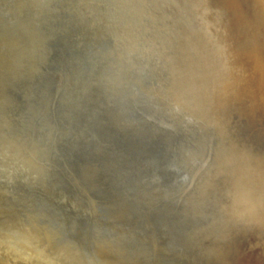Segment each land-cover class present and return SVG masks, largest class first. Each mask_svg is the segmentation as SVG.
I'll list each match as a JSON object with an SVG mask.
<instances>
[{
    "label": "rangeland",
    "instance_id": "1",
    "mask_svg": "<svg viewBox=\"0 0 264 264\" xmlns=\"http://www.w3.org/2000/svg\"><path fill=\"white\" fill-rule=\"evenodd\" d=\"M263 15L264 0H0V116L16 114L13 118L18 119L22 115L28 118L32 132L45 152L46 166L53 178L51 186L44 192H37L34 183L28 181L19 184L17 189L0 184V263L80 264L81 261L83 264H110L108 261H112L111 264H264ZM213 45L215 50L210 48ZM204 47L211 53L209 56L214 57L209 58ZM252 51L256 53L253 56ZM249 54L251 58H248ZM201 56L211 63H206ZM171 57L179 66H193L194 72L185 73V79L189 83L192 81L190 90L188 88L192 97L198 93V86L199 89L209 88L210 92L206 91L209 99L203 98L205 91L200 90L202 97L199 93L193 99L195 102L190 103L198 110L194 114L190 110L192 115L184 107L180 110L170 108V113L166 112L172 104L170 86L173 81H169L172 77L169 72ZM195 59L202 61L201 64ZM223 59L225 65L223 61L220 62ZM197 63L204 65L198 67ZM215 64L218 67L214 68ZM197 67L199 71L203 68L199 74ZM204 67L212 74L204 71ZM217 68L221 70L219 74ZM203 75H206L205 78ZM207 76L213 77L209 79ZM220 77L226 81H223L222 84H226L223 87ZM212 79L219 81L209 83L213 82ZM220 86L222 88L219 89ZM215 87L217 91L213 89ZM199 97L202 100L197 101ZM168 100L171 104L166 102ZM151 105H154V109ZM161 106L165 107L164 110ZM196 106H201V112ZM202 107L206 112L209 107L208 112L203 113ZM134 135L146 139L137 143L132 140L131 136ZM165 138L167 142L163 140ZM180 146H189L192 152V158L183 165L170 162L175 147H178V152L183 151L184 147L180 149ZM12 157L9 148L1 149V162ZM260 168L263 172L259 171ZM240 169L238 174L237 170ZM231 173L237 175L233 186L238 184L241 190L245 187L244 196L251 197L247 199L251 202L249 205H255L251 209L252 214L250 206L245 211L237 212L240 211L238 207L241 202L232 205L235 196L233 186L228 183ZM223 199L226 201L224 209L220 207ZM232 206L237 207L236 210ZM242 212L243 216H240ZM32 225L38 232H43L44 228L47 232L40 234ZM194 225L196 229L202 227L203 232L199 234L202 237L195 234V237H191L192 244H189L186 237L187 234L192 236L190 227ZM47 229L51 237L46 234ZM53 235L56 237L53 238ZM40 237L46 241L42 242ZM48 237L52 239L48 241ZM56 238L63 241L58 240L57 243ZM36 239L42 240V245ZM48 242L49 246L45 247ZM73 249L77 250L78 257ZM69 250L71 252L64 253ZM140 253H144V256ZM56 254L63 258V262ZM67 254L72 255L68 257ZM85 257L86 261L83 259ZM140 258L143 259L140 261ZM89 259L94 260L90 262Z\"/></svg>",
    "mask_w": 264,
    "mask_h": 264
},
{
    "label": "bare ground",
    "instance_id": "2",
    "mask_svg": "<svg viewBox=\"0 0 264 264\" xmlns=\"http://www.w3.org/2000/svg\"><path fill=\"white\" fill-rule=\"evenodd\" d=\"M151 1V0H150ZM177 1V0H176ZM211 1V0H210ZM148 2V1H147ZM146 2V3H147ZM156 2V1H155ZM180 2H181V0H180ZM212 3V2H211ZM218 3V2H217ZM254 3V2H253ZM183 4H181V6H182ZM222 5V4H221ZM214 6V5H213ZM225 6V5H224ZM219 7V6H218ZM53 8V7H52ZM159 8H160V6H159ZM196 8V7H195ZM223 8V7H222ZM128 9V8H127ZM170 9V8H169ZM229 9V8H228ZM234 9H235V7H234ZM253 9V8H252ZM214 10V9H213ZM237 10H239V8L237 9ZM186 11V10H185ZM194 12V11H193ZM231 12V11H230ZM239 13V12H238ZM253 13V12H252ZM196 14V13H195ZM237 14V13H236ZM242 14V13H241ZM233 15V14H232ZM248 15V14H247ZM153 16V15H152ZM246 16V15H245ZM264 16V15H263ZM195 17V16H194ZM199 17V16H198ZM227 17H229V16H227ZM230 18H232V17H230ZM151 19V18H150ZM183 19V18H182ZM226 20H227V18H226ZM230 22V21H229ZM178 23V22H177ZM186 23V22H185ZM241 23V22H240ZM193 24V23H192ZM234 24V23H233ZM224 25H225V22H224ZM262 25V24H261ZM250 26V25H249ZM232 27V26H231ZM264 27V26H263ZM50 28V27H49ZM233 28V27H232ZM237 28V27H236ZM227 29H228V27H227ZM255 29V28H254ZM135 30V29H134ZM138 30V29H137ZM193 30V29H192ZM256 31V30H255ZM33 32V31H32ZM40 33V32H39ZM187 33V32H186ZM46 34V33H45ZM127 34V33H126ZM181 34V33H180ZM194 34V33H193ZM204 34V33H203ZM228 34V33H227ZM230 34V33H229ZM188 35V34H187ZM44 36V35H43ZM125 36V35H124ZM132 36H134V35H132ZM131 36V37H132ZM174 36V35H173ZM184 36V35H183ZM195 36V35H194ZM230 36V35H229ZM232 36V35H231ZM262 36V35H261ZM143 37V36H142ZM191 37V36H190ZM260 37V36H259ZM186 38V37H185ZM231 38V37H230ZM242 38V37H241ZM56 39V38H55ZM143 39V38H142ZM141 39V40H142ZM188 39H190V38H188ZM257 39V38H256ZM140 40V39H139ZM185 40V39H184ZM194 40V39H193ZM192 40V41H193ZM196 40H197V38H196ZM195 40V41H196ZM201 40H203V38L201 39ZM206 40V39H205ZM231 40V39H230ZM250 40V39H249ZM253 40V39H252ZM259 40V39H258ZM122 41V40H121ZM191 41V40H190ZM194 41V42H195ZM233 41V40H232ZM238 41V40H237ZM246 41H248L247 39H246ZM185 42V41H184ZM201 41H199V43H200ZM253 42V41H252ZM131 43V42H130ZM183 43V42H182ZM187 43V42H186ZM206 43H207V41H206ZM209 43V42H208ZM245 43V42H244ZM64 44V43H63ZM127 44V43H126ZM181 44V43H180ZM184 44V43H183ZM193 44V43H192ZM203 44V43H202ZM247 44V43H246ZM245 44V45H246ZM51 45V44H50ZM129 45V44H128ZM137 45V44H136ZM155 45V44H154ZM176 45V44H175ZM178 45V44H177ZM201 45V44H200ZM204 45V44H203ZM207 45V44H206ZM205 45V46H206ZM209 45H212V43L211 44H209ZM261 45V44H260ZM114 46V45H113ZM135 46V45H134ZM148 46V45H147ZM159 46V45H158ZM181 46H182V44H181ZM191 46V45H190ZM202 46V45H201ZM215 45H213V46H210V48L212 47H214ZM227 46V45H226ZM233 46V45H232ZM237 46V45H236ZM142 47V46H141ZM149 47H150V45H149ZM179 47V46H178ZM185 47V46H184ZM187 47V46H186ZM185 47V49H187ZM194 47H196L197 48V46H195L194 45ZM199 47V46H198ZM256 47V46H255ZM138 48H140V46L138 47ZM200 48V47H199ZM214 48H216V47H214ZM213 48V49H214ZM146 49V48H145ZM151 49V48H150ZM185 49H183V50H185ZM189 49V48H188ZM198 49V48H197ZM204 50L206 49L205 47L203 48ZM133 50V49H132ZM135 50V49H134ZM147 50V49H146ZM154 50V49H153ZM160 50V49H159ZM178 50V49H177ZM199 50V49H198ZM202 50V49H201ZM208 50V49H207ZM207 50H205L206 52H208L209 53V51H207ZM212 50V49H211ZM215 50V49H214ZM40 51V50H39ZM143 51V50H142ZM187 51H189V50H187ZM192 51V50H191ZM261 51V50H260ZM124 52V51H123ZM139 52V51H138ZM138 52H136V53H138ZM147 52V51H146ZM172 52V51H171ZM176 52V51H175ZM195 52V51H194ZM198 52V51H197ZM216 52H217V50H216ZM219 52V51H218ZM251 52V51H250ZM258 52V51H257ZM71 53V52H70ZM153 53H154V51H153ZM166 53V52H165ZM177 53V52H176ZM192 53V52H191ZM190 53V54H191ZM199 53V52H198ZM207 53V55L209 56L211 53H209L208 54ZM212 53H214L213 51H212ZM246 53V52H245ZM252 53H253V51H252ZM255 53V52H254ZM254 53L252 54V56L254 55ZM119 54V53H118ZM173 54V53H172ZM181 54V53H180ZM203 54H206V53H203ZM221 54V53H220ZM219 54V55H220ZM234 54V53H233ZM256 54V53H255ZM123 55V54H122ZM126 55V54H125ZM141 54H139V56H140ZM187 55V54H186ZM202 55V54H201ZM215 55H218V54H216L215 53ZM222 55H223V53H222ZM237 55V54H236ZM92 56V55H91ZM142 56H144V55H142ZM164 56V55H163ZM162 56V57H163ZM170 56V55H169ZM183 56V55H182ZM193 56H196V55H193ZM206 56V55H205ZM205 56H203L204 58H205ZM212 56V55H211ZM211 56H209V58L211 57ZM238 56V55H237ZM257 56V55H256ZM261 56V55H260ZM49 57V56H48ZM95 57V56H94ZM134 57V56H133ZM147 57V56H146ZM177 57H179V56H177ZM202 57V56H201ZM202 57V58H203ZM212 57H214V56H212ZM55 58V57H54ZM126 58V57H125ZM183 58V57H182ZM191 58H193V57H191ZM218 58V57H217ZM220 58V57H219ZM248 58H251V55L249 54V56H248ZM253 59H254V57H252ZM48 59V58H47ZM120 59V58H119ZM162 59V58H161ZM187 59V58H186ZM206 59V61L208 60V58H205ZM205 59H201V60H205ZM214 59V58H213ZM213 59H212V61H213ZM221 59V58H220ZM256 59V58H255ZM261 58H259V60H260ZM88 60V59H87ZM97 60V59H96ZM111 60V59H110ZM116 60V59H115ZM135 60V59H134ZM144 60V59H143ZM190 60V59H189ZM196 60V59H195ZM198 60H200V59H198ZM215 60H216V58H215ZM257 60H258V56H257ZM256 60V61H257ZM139 61V60H138ZM147 61V60H146ZM193 61H194V59H193ZM223 61V62H222ZM33 62V61H32ZM43 62V61H42ZM94 62V61H93ZM92 62V63H93ZM117 62V61H116ZM125 62V61H124ZM127 62V61H126ZM143 62V61H142ZM145 62V61H144ZM181 62V61H180ZM179 62V63H180ZM196 62H199L200 64H201V62L200 61H197L196 60ZM210 62V60L209 61H207L206 63H209ZM220 62H222L223 64H224V59L223 60H220ZM219 61H218V63H220ZM260 62V61H259ZM258 62V63H259ZM70 63V62H69ZM132 63V62H131ZM146 63V62H145ZM151 63V62H150ZM149 63V65H151ZM188 63H189V61H188ZM211 63V62H210ZM258 63H257V65H258ZM112 64V63H111ZM122 64H124V63H122ZM170 64H171V66H170V73H171V75H172V77L174 78H170L171 80H169V81H173V84H172V86H170V84H169V86L171 87L170 89H171V94H172V98H171V100H172V104L169 102V100L168 101H166L167 103L169 102L171 105H170V107H169V111H166V112H169L170 113V108H173V109H176V110H180L181 109V107L183 108H185L188 112H190L191 113V111H193V114L195 113V112H198V110L197 109H195V107H193L192 105H190V103L192 104V101H194L193 99H194V97L197 95V96H199L198 94L200 93V90L201 91H205L204 93L206 94V96H204L203 98H207V96H210V95H207V93H206V91H208V92H210L209 91V88L208 89H204V88H201V89H199V87L200 86H198V89L197 90H199L198 91V93L197 92H195V93H197V94H195V96L193 95V97L191 96V93H189L188 91L190 90V88L189 87H191L192 86V81L190 82L191 83V86H189V81L188 80H186L185 78H187V77H185V73H189V72H194V68H193V66L192 65H190V66H192V67H190V68H186L184 65H182L181 66V64H180V66H179V64L175 61V59L173 58V57H171L170 58ZM192 64H194V63H192ZM198 64V63H197ZM197 64H195V66H197ZM200 64H198L199 66L198 67H201L202 65H204L203 63H202V65L200 66ZM221 64V63H220ZM220 64H218L219 66H221ZM252 64V63H251ZM260 64H261V66H262V62H260ZM59 65V64H58ZM61 65V64H60ZM82 65V64H81ZM103 65V64H102ZM125 65V64H124ZM123 65V66H124ZM135 65V64H134ZM206 65V64H205ZM225 65V64H224ZM254 65V64H253ZM57 66V65H56ZM112 66V65H111ZM116 66V65H115ZM119 66H121V64L119 65ZM118 66V67H119ZM151 66H153V65H151ZM155 66V65H154ZM194 66V67H195ZM211 66V65H210ZM214 66V65H213ZM264 66V65H263ZM80 67V66H79ZM93 67V66H92ZM98 67V66H97ZM169 67V66H168ZM197 67V73L198 72H201V70L203 69V68H200L201 70L199 71V68ZM203 67V66H202ZM206 67H208V64H207V66ZM215 67H218V66H216V64H215V66H214V68ZM222 67V66H221ZM152 68H154V67H152ZM214 68H212V69H214ZM225 68V67H224ZM255 68H257V66L255 67ZM259 68H260V66H259ZM109 69H111V68H109ZM169 69V68H168ZM219 68H217V73L219 74V72L221 71L220 69L218 70ZM222 69H223V67H222ZM262 69V68H261ZM83 70V69H82ZM139 70V69H138ZM141 70V69H140ZM260 70V69H259ZM116 71V70H115ZM131 71V70H130ZM147 71V70H146ZM204 71H207L206 69H205V67H204ZM213 71V70H212ZM216 71V70H215ZM219 71V72H218ZM222 71H224V70H222ZM226 71V70H225ZM261 71V70H260ZM120 72H121V70H120ZM123 72V71H122ZM129 72V71H128ZM142 72V71H141ZM196 72V71H195ZM207 72H209V71H207ZM211 72V71H210ZM208 73V74H212V72L211 73ZM138 73V72H137ZM148 73V72H147ZM159 73V72H158ZM203 73H205V72H203ZM224 73H226V72H224ZM229 73V72H228ZM184 74V75H183ZM199 74V73H198ZM198 74H196L197 76H198ZM205 74H207V73H205ZM221 74V73H220ZM76 75V74H75ZM140 75V74H139ZM146 75V74H145ZM170 75V74H169ZM192 75V74H191ZM194 75H195V73H194ZM213 75H214V73H213ZM221 75H223V74H221ZM220 75V76H221ZM262 75V74H261ZM122 76V75H121ZM187 76V75H186ZM200 76H202V74L200 73ZM204 76V75H203ZM206 76V75H205ZM205 76H204V78H205ZM260 76V75H259ZM263 76V75H262ZM81 77V76H80ZM113 77H115L114 75H113ZM146 77H147V75H146ZM162 77H163V75H162ZM208 78L210 77V76H207ZM213 76H211L210 78H212ZM216 77H217V74H216ZM218 77H219V75H218ZM261 77V76H260ZM9 78V77H8ZM121 78V77H120ZM143 78V77H142ZM208 78H206L207 80H208ZM209 78V79H210ZM215 78V77H214ZM259 78V77H258ZM95 79V78H94ZM193 79V78H192ZM194 79L196 80V82H199V81H197V80H199V79H197V78H195L194 77ZM205 79V80H206ZM221 79H222V77H220V81H221ZM223 79H225L224 77H223ZM222 79V81H221V84L223 83V80ZM227 79V78H226ZM6 80V79H5ZM141 80V79H140ZM206 80V81H207ZM216 80V79H215ZM229 80V79H228ZM227 80V81H228ZM235 80V79H234ZM7 81H8V79H7ZM6 81V82H7ZM168 81V82H169ZM201 81V80H200ZM211 81H213V82H209V83H215V82H218L219 81V79H217V81H214V79H212ZM4 82V81H3ZM126 82V81H125ZM156 82V81H155ZM193 82H195V81H193ZM224 82H226V81H224ZM9 83H11V81L9 82ZM154 83V82H153ZM208 83V82H207ZM207 83H204V84H207ZM231 83V82H230ZM5 84V83H4ZM7 84V83H6ZM12 84V83H11ZM135 84V83H134ZM141 84V83H140ZM144 84V83H143ZM201 84V83H200ZM202 84H203V82H202ZM201 84V85H202ZM219 84H220V82H219ZM219 84H217V86L219 85ZM225 84V83H224ZM224 84H222V87H223V85ZM233 84H234V82H233ZM149 85V84H148ZM160 85V84H159ZM159 85H157L158 86V88H159ZM194 86H195V84H193ZM196 85H197V83H196ZM226 85V84H225ZM115 86V85H114ZM134 86V85H133ZM169 86H168V88H169ZM203 86V85H202ZM205 86H207L208 87V85H205ZM211 86V85H210ZM209 86V87H210ZM214 86H216V85H214ZM216 86V87H217ZM235 86V85H234ZM8 87V86H7ZM111 87H113V86H111ZM136 87V86H135ZM204 87V86H203ZM213 87V86H212ZM216 87L215 88H213V89H216ZM221 86L219 87V89L220 88H222ZM142 88H143V86H142ZM188 88H189V90H188ZM218 88V87H217ZM227 88L229 89V87L227 86ZM226 88V89H227ZM231 88V87H230ZM12 89H13V86H12ZM145 89H146V87H145ZM166 89V87H164V89H162V91L163 90H165ZM169 89V90H170ZM195 89H196V86H195ZM212 89V88H211ZM7 90V89H6ZM192 90H193V88H192ZM218 89H216L215 91H217ZM223 90H224V88H223ZM243 90V89H242ZM10 91V90H9ZM14 91H15V88H14ZM96 91V90H95ZM117 91V90H116ZM159 91V90H158ZM167 91V90H166ZM213 91V90H212ZM222 91V90H221ZM229 91V90H228ZM13 92V91H12ZM17 92V91H16ZM165 91H163V93H164ZM218 92H220V91H218ZM217 92V93H218ZM241 92V91H240ZM24 93V92H23ZM141 93V92H140ZM155 93H157V92H155ZM193 93H194V90H193ZM204 93H203V95H204ZM212 93V92H211ZM222 93V92H221ZM9 94V93H8ZM17 94V93H16ZM21 94H22V92H21ZM26 94H28V92L26 93ZM71 94V93H70ZM77 94V93H76ZM75 94V95H76ZM125 94V93H124ZM150 94V93H149ZM154 94V93H153ZM160 94V93H159ZM166 95H167V93H165ZM201 94V96L200 97H202V93H200ZM215 94V93H214ZM219 94V93H218ZM231 94V93H230ZM229 94V95H230ZM7 95V94H6ZM17 95H20V94H17ZM139 95V94H138ZM141 95V94H140ZM156 95V94H155ZM224 95V94H223ZM226 95H228V94H226ZM30 96V95H29ZM86 96V95H85ZM145 96V95H144ZM161 96V95H160ZM167 96H170L171 97V95H167ZM215 96V95H214ZM217 96V95H216ZM215 96V97H216ZM235 96V95H234ZM13 97V96H12ZM19 97V96H18ZM22 97V96H21ZM20 97V98H21ZM28 97V96H27ZM64 97V96H63ZM76 97V96H75ZM154 97V96H153ZM152 97V98H153ZM158 97V96H157ZM156 97V98H157ZM199 97V99H197V101L198 100H200L201 98ZM24 98H26L25 97V95H24ZM23 98V99H24ZM62 98V97H61ZM145 98V97H144ZM149 98V97H148ZM151 98V99H152ZM155 98V97H154ZM161 98V97H160ZM169 98V97H168ZM197 98V97H196ZM205 98V99H206ZM210 97H208L207 99H209ZM212 98V97H211ZM225 98H226V96H225ZM9 99V98H8ZM22 99V100H23ZM32 99V98H31ZM165 99H167L166 97H165ZM206 99V100H207ZM213 99V98H212ZM27 100V99H26ZM116 100V99H115ZM122 100V99H121ZM138 100H140V99H138ZM196 100V99H195ZM202 100V99H201ZM237 100V99H236ZM9 101V100H8ZM19 101H21V99L19 100ZM19 101H15V102H18L19 103ZM24 101H25V99H24ZM24 101H22V102H24ZM59 101V100H58ZM145 101H146V99H145ZM213 101V100H212ZM10 102H11V100H10ZM33 103H34V100L32 101ZM60 102V101H59ZM164 102V101H163ZM195 102V101H194ZM200 102V101H199ZM202 102V101H201ZM200 102V103H201ZM206 102V101H205ZM215 102V101H214ZM246 102V101H245ZM3 103V102H2ZM14 103V102H13ZM17 103V104H18ZM27 103H29V102H27ZM58 103V102H57ZM102 103V102H101ZM110 103V102H109ZM109 103H107V104H109ZM155 103H157V102H155ZM154 103V104H155ZM165 103V102H164ZM216 103V102H215ZM24 103H22L21 105H23ZM30 104H31V102H30ZM29 104V105H30ZM99 104V103H98ZM127 104V103H126ZM135 104V103H134ZM139 104V103H138ZM158 104V103H157ZM199 103H197V105H198ZM203 104V103H202ZM206 104H207V102H206ZM26 105V104H25ZM28 105V104H27ZM26 105V106H27ZM137 105V104H136ZM162 105V104H161ZM194 106H195V104H193ZM208 105H210V103L208 104ZM225 105V104H224ZM10 106H12V105H10ZM14 106V105H13ZM16 106V105H15ZM14 106V107H15ZM18 107H19V105H17ZM35 106V105H34ZM33 106V107H34ZM91 106V105H90ZM139 106V105H138ZM154 106V105H153ZM153 106L151 105V107H152V109H154L153 108ZM163 106V105H162ZM161 106V107H162ZM165 106V105H164ZM215 106V105H214ZM213 106V107H214ZM21 108H22V106H20ZM33 107H32V109H33ZM84 107V106H83ZM102 107V106H101ZM121 107V106H120ZM158 107V106H157ZM167 107V106H166ZM196 107H198V106H196ZM199 107H201V106H199ZM198 107V108H199ZM212 107V106H211ZM2 108V107H1ZM30 108V107H29ZM136 108V107H135ZM159 108V107H158ZM165 108V107H164ZM164 108L162 107V109L164 110ZM183 108V109H184ZM190 108V109H189ZM204 107H202V109H203ZM209 108V107H208ZM207 108V112H208V109ZM230 108V107H229ZM19 109V108H18ZM110 109V108H109ZM167 109V108H166ZM6 110V109H5ZM14 110H16V109H14ZM29 110V109H28ZM117 110V109H116ZM163 110H162V112H163ZM191 110V111H190ZM199 110H200V108H199ZM206 110V109H205ZM217 110V109H216ZM239 110V109H238ZM24 110H21L20 112H23ZM33 111V110H32ZM71 111V110H70ZM152 111V110H151ZM159 111V110H158ZM186 111V112H187ZM218 111V110H217ZM6 112V111H5ZM7 112H8V110H7ZM142 112V111H141ZM173 112V111H172ZM171 112V113H172ZM184 112V111H183ZM185 112V113H186ZM200 112H201V110H200ZM203 113L204 112H206V111H204V109H203V111H202ZM206 112V113H207ZM17 113V112H16ZM30 113V112H29ZM28 113V114H29ZM189 113V114H190ZM217 113V112H216ZM220 113V112H219ZM218 113V114H219ZM241 113V112H240ZM19 114V113H18ZM89 114V113H88ZM155 114V113H154ZM164 114V113H163ZM181 114V113H180ZM201 114V113H200ZM217 114V115H218ZM227 114V113H226ZM16 115V114H15ZM14 115V116H15ZM20 115V114H19ZM25 115V114H24ZM27 115V114H26ZM32 115H34V114H32ZM36 115V114H35ZM172 115V114H171ZM177 115V114H176ZM191 115H192V113H191ZM197 115H198V113H197ZM221 115V114H220ZM254 115V114H253ZM14 116H12V114H9V115H1L0 116V153H1V149L3 148V147H7V148H9L10 150H11V153H12V158H8V159H4V160H2V162L0 161V184H2V183H4V184H8L9 186H11V188H18L19 187V184H21L22 182L23 183H25V182H33L34 184V186L36 187L35 188V190H38L37 192H44V191H47L46 189H48L50 186H51V179H53V178H51V175H50V172L48 171V169H47V166H46V155H45V152L41 149V147H40V144H39V141L36 139V137H35V133L34 132H32V127H31V124H30V121L28 120V118H24V117H22L21 116V118H13ZM28 116V115H27ZM70 116V115H69ZM105 116V115H104ZM111 116V115H110ZM173 116V115H172ZM182 116V115H181ZM201 116V115H200ZM205 116V115H204ZM207 116V115H206ZM257 116V115H256ZM26 117V116H25ZM34 117V116H33ZM37 117V116H36ZM151 117V116H150ZM159 117V116H158ZM189 117V116H188ZM191 117V116H190ZM195 117V116H194ZM197 118L199 117V116H196ZM217 117V116H216ZM219 117V116H218ZM232 117V116H231ZM13 118V119H12ZM38 118V117H37ZM184 118V117H183ZM203 118V117H202ZM227 118V117H226ZM89 119V118H88ZM100 119V118H99ZM145 119V118H144ZM191 119V118H190ZM220 119V118H219ZM235 119V118H234ZM33 120V119H32ZM127 120V119H126ZM143 120V119H142ZM173 120V119H172ZM179 120V119H178ZM200 120V119H199ZM202 120V119H201ZM218 120V119H217ZM35 121H36V119H35ZM111 121V120H110ZM161 121V120H160ZM206 121H208V120H206ZM213 121V120H212ZM219 121V120H218ZM235 121V120H234ZM38 122H39V120H38ZM112 122V121H111ZM128 122V121H127ZM161 122H163V121H161ZM244 122V121H243ZM40 123V122H39ZM107 123V122H106ZM154 123V122H153ZM175 123V122H174ZM258 123V122H257ZM130 124V123H129ZM202 124V123H201ZM242 124V123H241ZM35 125V124H34ZM151 125V124H150ZM200 125V124H199ZM235 125V124H234ZM234 125H233V127H234ZM249 125V124H248ZM259 125V124H258ZM138 126V125H137ZM215 126V125H214ZM34 127V126H33ZM36 127H37V125H36ZM40 127V126H39ZM38 127V128H39ZM211 127V126H210ZM217 127V126H216ZM219 127V126H218ZM232 127V126H231ZM124 128V127H123ZM149 128H151V127H149ZM207 128V127H206ZM236 128V127H235ZM38 130V129H37ZM131 130H132V128H131ZM205 130V129H204ZM210 131V130H209ZM223 131V130H222ZM225 131V130H224ZM153 132V131H152ZM170 132V131H169ZM217 132V131H216ZM226 132V131H225ZM195 133V132H194ZM239 133V132H238ZM244 133V132H243ZM127 134H128V132H127ZM187 134V133H186ZM196 134H198V133H196ZM212 134V133H211ZM226 134V133H225ZM151 135V134H150ZM233 135V134H232ZM128 136H129V134H128ZM202 136V135H201ZM258 136H259V134H258ZM132 137V140L133 141H135V142H143L144 140L143 139H146L145 137H143V136H136V135H134V136H131ZM148 137L149 136H147V139H148ZM152 137V136H151ZM154 137V136H153ZM152 137V138H153ZM157 137V136H156ZM155 137V138H156ZM163 137H165V136H163ZM188 137V136H187ZM205 137V136H204ZM228 137V136H227ZM230 137V136H229ZM235 137V136H234ZM38 138V137H37ZM128 138V137H127ZM202 138V137H201ZM223 138V137H222ZM247 138V137H246ZM151 139V138H150ZM157 139V138H156ZM227 139V138H226ZM230 139H231V137H230ZM229 139V140H230ZM131 140V139H130ZM161 140V139H160ZM163 140H165L166 142H167V140H166V138L165 139H163ZM192 140V139H191ZM223 140V139H222ZM233 140V139H232ZM236 140V139H235ZM150 141V140H149ZM152 141V140H151ZM154 141V140H153ZM152 141V142H153ZM190 142V141H189ZM237 142V141H236ZM134 143V142H133ZM160 143H163V142H160ZM165 143V142H164ZM163 143V144H164ZM196 143V142H195ZM222 142H220V145H222L221 144ZM231 143V142H230ZM230 143H229V145H230ZM234 143V142H233ZM232 143V144H233ZM158 144V143H157ZM162 144V145H163ZM166 145V144H165ZM184 145V144H183ZM185 145H187L186 143H185ZM193 145V144H192ZM219 145V144H218ZM234 145V144H233ZM256 145V144H255ZM246 146V145H245ZM179 147V146H178ZM178 147H175L176 149H175V151H172V154L173 155H171V159H170V162H173V163H175V164H185L186 162H188V159H190V158H192L191 157V150H190V147L188 146H185V147H187L186 149L187 150H185L184 151V149H185V147L184 146H180V149H181V147L183 148L184 147V149H183V151H180V152H178L177 151V148ZM203 147V146H202ZM201 147V148H202ZM238 147V146H237ZM243 147H244V145H243ZM66 148V147H65ZM165 148V147H164ZM173 148H174V146H173ZM192 148V147H191ZM240 148V147H239ZM67 149V148H66ZM195 149V148H194ZM233 149H235V148H233ZM216 150V149H215ZM242 150V149H241ZM250 150V149H249ZM249 150H247V151H249ZM72 151V150H71ZM85 151V150H84ZM162 151V150H161ZM195 151V150H194ZM193 151V152H194ZM235 151H236V149H235ZM238 151V150H237ZM252 151V150H251ZM86 152V151H85ZM165 152V151H164ZM183 152V153H182ZM107 153V152H106ZM235 153V152H234ZM247 153V152H246ZM248 153H250V152H248ZM252 154H254L253 152H251ZM166 154V153H165ZM167 154H169V153H167ZM233 154V153H232ZM252 154H250V155H252ZM258 154V153H257ZM76 155V154H75ZM209 155V154H208ZM226 155V154H225ZM249 155V156H250ZM241 156V155H240ZM244 156H245V154H244ZM254 156V155H253ZM6 157H7V155H6ZM5 156H4V158H6ZM224 157V156H223ZM222 157V158H223ZM229 157V156H228ZM235 157V156H234ZM248 157V156H247ZM252 157V156H251ZM85 158V157H84ZM170 158V157H169ZM221 158V157H220ZM232 158V157H231ZM240 158V157H239ZM161 159V158H160ZM210 159V158H209ZM243 159H244V157H243ZM242 159V160H243ZM250 159V158H249ZM248 159V160H249ZM162 160H163V158H162ZM201 160V159H200ZM208 160V159H207ZM227 159H225V161H226ZM229 160V159H228ZM234 160H235V158H234ZM240 160V159H239ZM255 160V159H254ZM264 160V159H263ZM225 161H223V162H225ZM249 161H251V160H249ZM4 162V163H3ZM85 162V161H84ZM223 162H222V164H223ZM227 162V161H226ZM256 162V161H255ZM254 162V163H255ZM17 163V164H16ZM103 163V162H102ZM191 164H192V161L190 162ZM218 163H221L220 161L218 162ZM233 163V162H232ZM241 163V162H240ZM239 163V164H240ZM94 164V163H93ZM231 164V163H230ZM242 164V163H241ZM89 165V164H88ZM95 165V164H94ZM116 165V164H115ZM217 165V164H216ZM229 165V164H228ZM247 165V164H246ZM250 165V164H249ZM252 165H254L255 167H256V165L255 164H253L252 163ZM193 166H195V164L193 165ZM218 166H220V167H222L220 164L218 165ZM227 166V165H226ZM237 166V165H236ZM241 166V165H240ZM242 166H244L245 167V165H242ZM254 166H251L250 168H252V167H254ZM259 166H260V163H259ZM83 167V166H82ZM180 167V166H179ZM223 167H225V166H223ZM244 167H241V168H244ZM66 168V167H65ZM80 168V167H79ZM181 168V167H180ZM212 168V167H211ZM237 168V167H236ZM240 167H238V169H239ZM259 168V167H258ZM264 168V167H263ZM63 169V168H62ZM87 169V168H86ZM106 169V168H105ZM116 169V168H115ZM171 169V168H170ZM213 169V168H212ZM232 169V168H231ZM244 169H246V168H244ZM253 169V168H252ZM252 169H250V170H252ZM255 169V168H254ZM253 169V170H254ZM262 168H260L259 169V171L261 170ZM67 170V169H66ZM72 170V169H71ZM77 170V169H76ZM96 170V169H95ZM183 170H185V169H183ZM198 170V169H197ZM210 170V169H209ZM218 170H221L220 168L218 169ZM249 170V171H250ZM256 170H257V168H256ZM75 171V170H74ZM93 171V170H92ZM225 171V170H224ZM238 171H241V169L240 170H237V173H238ZM242 171H243V169H242ZM245 171V170H244ZM248 171V170H247ZM246 171V172H247ZM262 171V170H261ZM263 171H264V169H263ZM262 171V172H263ZM85 172V171H84ZM214 172V171H213ZM234 172H235V170H234ZM252 172V171H251ZM257 172H258V170H257ZM256 172V173H257ZM197 173V172H196ZM223 173V172H222ZM226 174L227 173H230V171L229 172H225ZM243 173H245V172H243ZM260 173V172H259ZM100 174V173H99ZM190 174H192V173H190ZM194 174V173H193ZM220 174V173H219ZM239 174V173H238ZM254 174V173H253ZM216 175H218V174H216ZM230 175V174H229ZM241 175H242V173H241ZM249 175V174H248ZM94 176V175H93ZM210 176V175H209ZM218 176H221V175H218ZM223 176V175H222ZM237 176V175H236ZM236 176H235V174H232L231 173V175L230 176H228V180H229V184H231V186H233V183H234V181L236 182ZM250 176V175H249ZM240 177V176H239ZM251 177V176H250ZM259 177H260V175H259ZM264 177V176H263ZM83 178H84V176H83ZM98 178V177H97ZM117 178V177H116ZM225 178V177H224ZM245 178H247V177H245ZM244 178V179H245ZM71 179V178H70ZM76 179V178H75ZM91 179V178H90ZM241 179V178H240ZM250 179V178H249ZM252 179V178H251ZM256 179H257V177H256ZM152 180V179H151ZM225 180H226V178H225ZM237 180H239V179H237ZM241 180H243V179H241ZM261 180H263V179H261ZM149 181V180H148ZM207 181V180H206ZM249 181V180H248ZM253 181V180H252ZM53 182V181H52ZM87 182H88V180H87ZM200 182V181H199ZM216 182V181H215ZM225 182V181H224ZM238 182V181H237ZM240 182H243V181H240ZM239 182V183H240ZM256 182V181H255ZM262 182V181H261ZM264 182V181H263ZM210 183V182H209ZM219 183V182H218ZM227 183V184H228ZM254 183V182H253ZM85 184V183H84ZM217 184V183H216ZM240 184H242V183H240ZM249 184H250V182H249ZM206 185V184H205ZM212 185H214V184H212ZM225 185V184H224ZM238 184H236V186H233V187H231V188H233L232 190H233V193H234V195L233 196H235V201L232 203V205H235V203L236 202H241V204H239V205H241L240 207H238L237 206V204H236V206L238 207V208H240V211H237V212H241V210H243V211H245L246 209H248V207L250 206V210L251 209H253L252 207H255V205L254 206H252V205H249L251 202H249V198H251V197H245L244 195V193H245V187H243L244 189H242V190H244V192L241 190V187L239 188L238 186H237ZM243 185V184H242ZM251 185V184H250ZM249 185V186H250ZM98 186V185H97ZM157 186V185H156ZM222 186V185H221ZM254 186V185H253ZM260 186V185H259ZM94 187V186H93ZM206 187H207V185H206ZM211 187V186H210ZM255 187V186H254ZM204 188V187H203ZM229 188V187H228ZM234 188H236V190H234ZM238 188H239V190H238ZM259 188V187H258ZM13 189V190H14ZM148 189V188H147ZM246 189H248V188H246ZM256 189V188H255ZM241 190V191H240ZM258 190V189H257ZM150 191V190H149ZM249 191H251L250 189H249ZM249 191H247V194H249L248 192ZM161 192V191H160ZM226 192H227V189H226ZM228 192H230V190L228 191ZM252 192V191H251ZM263 192V191H262ZM195 193V192H194ZM225 193V192H224ZM231 193V192H230ZM233 193H231V194H233ZM253 193V192H252ZM255 193V192H254ZM101 194V193H100ZM134 194V193H133ZM145 194V193H144ZM139 195V194H138ZM222 195V194H221ZM250 196H251V194H249ZM253 195V194H252ZM104 196V195H103ZM152 196V195H151ZM202 196V195H201ZM216 196V195H215ZM225 196V195H224ZM227 196V195H226ZM259 196V195H258ZM199 197V196H198ZM212 197V196H211ZM228 197H230V195L229 196H227V198ZM244 197V198H243ZM255 197V196H254ZM254 197H252V198H254ZM110 198V197H109ZM174 198V197H173ZM237 198V199H236ZM131 199V198H130ZM158 199V198H157ZM207 199V198H206ZM225 199V198H224ZM223 199V200H224ZM234 199V197H232V200ZM219 199H217V201H218ZM24 201V200H23ZM41 201V200H40ZM108 201V200H107ZM118 201V200H117ZM207 201V200H206ZM230 200H228L227 202H229ZM252 201H253V199H252ZM255 201V200H254ZM253 201V202H254ZM259 201V200H258ZM25 202V201H24ZM259 202H261V201H259ZM41 203V202H40ZM207 203V202H206ZM216 203H218V202H216ZM220 203H221V201H220ZM20 204H21V202H20ZM119 204V203H118ZM203 204V203H202ZM215 204V203H214ZM219 204V203H218ZM222 204V203H221ZM223 204H224V206H223ZM222 205H220V207L222 206L223 207V209L224 208H226L225 207V205H226V201L224 200V203H223ZM264 204V203H263ZM26 205V204H25ZM228 205V204H227ZM230 205V204H229ZM129 206V205H128ZM217 206V205H216ZM132 207V206H131ZM219 207V208H220ZM236 207V208H237ZM259 207V206H258ZM124 208V207H123ZM230 208H231V206H230ZM232 208H234V210H236V208L235 207H233L232 206ZM245 208V209H244ZM181 209V208H180ZM198 209V208H197ZM229 209V208H228ZM254 209H256V211L258 210L257 208H254ZM123 210V209H122ZM126 210V209H125ZM177 210V209H176ZM210 210V209H209ZM233 210V211H234ZM239 210V209H238ZM261 210V209H260ZM263 210V209H262ZM215 211V210H214ZM218 211H220V210H218ZM230 210H228V212H229ZM231 212H232V210H231ZM181 213V212H180ZM200 213V212H199ZM223 213V212H222ZM225 214H226V212H224ZM254 213L255 212H253V215H254ZM256 213H258V212H256ZM198 214V213H197ZM207 214V213H206ZM235 214H237L236 212H235ZM239 214V213H238ZM237 214V215H238ZM243 214V212L240 214V216H243L242 215ZM246 214H248V213H246ZM251 214H252V210H251ZM261 213L259 212V215H260ZM262 214H263V212H262ZM188 215V214H187ZM228 215H229V213H228ZM233 215V214H232ZM11 216V215H10ZM145 216H147V215H145ZM175 216V215H174ZM254 216H256V215H254ZM254 216H253V218H254ZM13 217V216H12ZM203 217L204 216H202V219H203ZM211 217V216H210ZM221 217V216H220ZM227 217V216H226ZM234 217V216H233ZM250 217H252V216H250ZM259 217V216H258ZM263 217V216H262ZM198 218V217H197ZM196 218V219H197ZM212 218H213V215H212ZM260 219H261V216L259 217ZM258 218V219H259ZM24 219V218H23ZM175 219V218H174ZM177 219V218H176ZM183 219V218H182ZM242 219V218H241ZM71 220V219H70ZM186 220V219H185ZM210 221H211V218L209 219ZM222 220V219H221ZM226 220V219H225ZM225 220H223L224 222H225ZM250 220V219H249ZM262 220H263V218H262ZM15 221H17V220H15ZM24 221V220H23ZM22 221V222H23ZM172 221H173V219H172ZM183 221V220H182ZM187 221V220H186ZM186 221H184V222H186ZM214 221V220H213ZM239 221V220H238ZM245 221V220H244ZM25 222V221H24ZM174 222V221H173ZM202 222V221H201ZM248 222V221H247ZM4 223H6V222H4ZM19 223V222H18ZM192 223V222H191ZM203 223V222H202ZM226 223V222H225ZM231 223V222H230ZM2 224V223H1ZM7 224V223H6ZM17 224V223H16ZM15 224V225H16ZM27 224H29V222L27 223ZM190 224V223H189ZM192 224H196V223H192ZM224 224V223H223ZM8 225V224H7ZM12 225H14V224H12ZM20 225H21V221H20ZM19 225V226H20ZM23 225V224H22ZM182 225H183V223H182ZM184 225H186V224H184ZM191 225V224H190ZM204 225V224H203ZM206 225V224H205ZM227 225V224H226ZM25 226V225H24ZM28 226V225H27ZM29 226H30V224H29ZM29 226H28V229H29ZM35 225H32L31 227L33 228ZM37 226V225H36ZM231 226V225H230ZM3 227V226H2ZM20 227H22V226H20ZM26 227V226H25ZM193 227V228H192ZM192 227H190V229H192V236H191V234H187V237H186V241H187V243H191L192 244V239H191V237H195V234H197V235H199V234H202V232H203V230L201 229L202 227H200V229H199V227L196 229V226L194 225V226H192ZM213 227H214V225H213ZM220 227V226H219ZM243 227V226H242ZM7 228V227H6ZM34 228H36V227H34ZM40 228V227H39ZM207 228V227H206ZM210 228V227H209ZM4 229V228H3ZM45 229V228H44ZM44 229H43V232H47V231H44ZM184 229V228H183ZM245 229V228H244ZM259 229V228H258ZM1 230V229H0ZM7 230V229H6ZM30 230H33V229H30ZM39 230V229H38ZM40 230H41V228H40ZM48 230V229H47ZM176 230V229H175ZM200 230V231H199ZM33 231H35V230H33ZM36 231H37V228H36ZM35 231V232H36ZM190 231V230H189ZM205 231V230H204ZM216 231V230H215ZM220 231H221V229H220ZM258 231V230H257ZM3 232H4V230H3ZM7 232V231H6ZM9 232V231H8ZM26 232H27V230H26ZM38 232V231H37ZM43 232H38V233H43ZM101 232V231H100ZM218 232V231H217ZM29 233V232H28ZM38 233H36L35 235H37ZM49 233H50V231L48 230V233H46V234H48L49 235ZM186 233V232H185ZM214 233V232H213ZM223 233V232H222ZM9 234V233H8ZM15 234V233H14ZM22 234V233H21ZM39 234V235H40ZM51 234V233H50ZM54 234V233H53ZM82 234V233H81ZM194 234V235H193ZM210 234V233H209ZM208 234V235H209ZM221 234V233H220ZM237 234V233H236ZM30 235V234H29ZM39 235H38V237H39ZM42 235H45V234H42ZM41 235V236H42ZM52 235V234H51ZM51 235H49V237H51ZM54 235H56V234H54ZM54 235H53V238H55L54 237ZM216 235V234H215ZM222 235V234H221ZM248 235V234H247ZM9 236V235H8ZM11 236V235H10ZM26 236V235H25ZM30 236H32V235H30ZM46 236V235H45ZM84 236V235H83ZM119 236V235H118ZM200 236V238L202 237V235H199ZM205 236V235H204ZM34 237V239H35V236H33ZM43 237V236H42ZM48 237V241L50 240V239H52V238H49ZM198 236H196V238H197ZM206 237V236H205ZM13 238H14V236H13ZM22 238V237H21ZM36 238H37V236H36ZM41 238V237H40ZM45 238V237H44ZM196 238H194V239H196ZM241 238V237H240ZM16 239V238H15ZM42 240H37V241H39V243H41V245H42V242H44V241H46V240H44L43 238H41ZM45 239H47V237L45 238ZM57 239V238H56ZM113 239V238H112ZM124 239V238H123ZM193 239V240H194ZM199 239V238H198ZM242 239V238H241ZM248 239H249V237H248ZM19 240V239H18ZM22 240V239H21ZM27 240V239H26ZM58 240H61V238L59 239H57V243H58ZM94 240V239H93ZM118 240V239H117ZM125 240V239H124ZM24 241V240H23ZM42 241V242H41ZM63 241V239L61 240V242ZM88 241H92V240H88ZM197 241V240H196ZM199 241V240H198ZM197 241V242H198ZM217 241V240H216ZM262 241V240H261ZM21 242V241H20ZM29 242V241H28ZM50 242H53V241H50ZM64 242H66L65 240H64ZM63 242V243H64ZM94 242V241H93ZM97 242V241H96ZM109 242V241H108ZM177 242V241H176ZM200 242H201V240H200ZM130 243V242H129ZM234 243V242H233ZM30 244V243H29ZM38 244V242L35 244V245H37ZM49 242L46 244L47 246H45V247H48L49 245ZM51 244V243H50ZM53 245H54V242L52 243ZM51 244V245H52ZM56 244V243H55ZM100 244V243H99ZM196 244H198V243H196ZM200 244V243H199ZM237 244V243H236ZM31 245V244H30ZM50 245V247H52ZM97 245V244H96ZM102 245V244H101ZM109 245V244H108ZM207 245V244H206ZM216 245V244H215ZM264 245V244H263ZM31 246H33V245H31ZM58 246V245H57ZM59 246H61V245H59ZM59 246H58V248H59ZM70 246H72L71 244H70ZM69 246V247H70ZM136 246V245H135ZM188 246V245H187ZM235 246V245H234ZM251 246V245H250ZM35 247V246H34ZM65 247V246H64ZM94 247V246H93ZM39 248V247H38ZM61 249H64V248H62V246L60 247ZM66 248H67V246H66ZM76 248V247H75ZM98 248H99V246H98ZM129 248V247H128ZM163 248V247H162ZM165 248V247H164ZM47 249V248H46ZM55 249V248H54ZM105 249V248H104ZM52 251H53V248L51 249ZM58 249H56V251H57ZM60 250V249H59ZM67 249H65L64 251H66ZM70 250H71V248H70ZM68 251V252H64V253H69V252H71V251ZM74 250V249H73ZM83 250V249H82ZM119 250V249H118ZM121 250V249H120ZM263 250V249H262ZM45 251V250H44ZM47 251H49L48 249H47ZM77 251V250H76ZM75 250L73 251V252H76ZM104 251V250H103ZM105 251H106V249H105ZM109 251V250H108ZM136 251V250H135ZM264 251V250H263ZM46 252V251H45ZM55 252V251H54ZM53 252V253H54ZM59 252V251H58ZM61 252V251H60ZM121 252V251H120ZM140 252V251H139ZM243 252V251H242ZM44 253V252H43ZM49 253V252H48ZM52 253V252H51ZM53 253H52V255H53ZM57 253V252H56ZM77 253V252H76ZM80 253V252H79ZM94 253V252H93ZM95 253H96V251H95ZM100 253V251L98 252V254ZM136 253V252H135ZM165 253V252H164ZM169 253V252H168ZM212 253V252H211ZM55 254V253H54ZM143 255L144 253H140V255ZM151 254V253H150ZM167 254V253H166ZM186 254V253H185ZM206 254V253H205ZM237 254V253H236ZM46 255V254H45ZM59 255V254H58ZM63 255H66V254H63ZM62 255V256H63ZM69 254H67V256H68ZM70 255H72V254H70ZM69 255V256H70ZM78 255V253L75 255V256H77ZM97 255V254H96ZM121 255V254H120ZM137 255H138V253H137ZM137 255H135V256H137ZM139 255V256H140ZM141 255V256H142ZM181 255V254H180ZM255 255V254H254ZM56 256H57V254H56ZM61 256V257H62ZM66 256V257H67ZM68 256V257H69ZM81 256H82V254H81ZM92 256V255H91ZM114 256H115V254H114ZM144 256V255H143ZM182 256V255H181ZM194 256V255H193ZM256 256H258V255H256ZM57 257H59V259H61L60 258V256H57ZM67 257V258H68ZM78 257V256H77ZM80 257V256H79ZM100 257V256H99ZM104 257V256H103ZM111 257V256H110ZM138 257V256H137ZM43 258V257H42ZM71 258L74 260V258L71 256ZM70 258V260L72 261V259ZM119 258H121V256L119 257ZM123 258V257H122ZM245 258V257H244ZM44 259V258H43ZM47 259V258H46ZM63 259V258H62ZM62 259L60 260L61 262H63L62 261ZM66 259V258H65ZM69 259V258H68ZM75 259H77L76 257H75ZM84 260L86 259V257L85 258H83ZM113 259H115V257L113 258ZM143 259V258H142ZM141 258H140V261L142 260ZM178 259V258H177ZM50 260V259H49ZM79 260H81V258H79ZM79 260H75V262L76 261H79ZM83 260V261H84ZM88 260V259H87ZM90 260V259H89ZM94 260V259H93ZM93 260H90V262L92 261L93 262ZM120 260V259H119ZM126 260V259H125ZM189 260H191V259H189ZM57 261H59V260H57ZM82 261V262H83ZM86 261V260H85ZM116 261V260H115ZM194 261V260H193ZM51 262V261H50ZM67 262V261H66ZM96 262V261H95ZM103 262H105V261H102V263ZM112 263V261H108V263ZM123 262H124V260H123ZM263 263H264V259H263V261H262ZM53 263V262H52ZM74 263V262H73ZM80 264H83V263H81V261L79 262ZM94 263V262H93ZM92 263V264H93ZM97 263V262H96ZM95 263V264H96ZM110 263V264H111ZM114 263V262H113ZM116 263V262H115ZM114 263V264H115ZM122 263V262H121ZM130 263V262H129ZM141 263H144L143 261L141 262ZM182 263V262H181ZM1 264V263H0ZM58 264V263H57ZM65 264H67V263H65ZM76 264V263H75ZM78 264V263H77ZM86 264H88V263H86ZM91 264V263H90ZM104 264V263H103ZM118 264V263H117ZM127 264V263H126ZM225 264V263H224ZM247 264V263H246Z\"/></svg>",
    "mask_w": 264,
    "mask_h": 264
}]
</instances>
